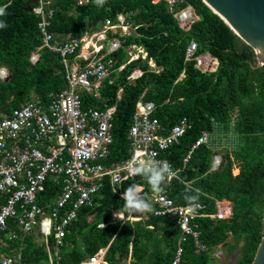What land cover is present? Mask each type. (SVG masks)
<instances>
[{
	"label": "trees",
	"instance_id": "1",
	"mask_svg": "<svg viewBox=\"0 0 264 264\" xmlns=\"http://www.w3.org/2000/svg\"><path fill=\"white\" fill-rule=\"evenodd\" d=\"M27 1L0 0V7L5 8L0 22L6 24L0 28V67H6L10 77L0 79L2 114L20 107L32 93L46 103L51 93L66 87L65 67L59 53L42 47L37 62L30 60L42 39L39 18L24 9ZM50 5L54 13L49 30L62 38L81 37L98 28L105 18L114 19L119 12L135 13L137 31L126 36L121 48L112 55L115 63L111 76L102 83L101 96L82 93L85 108L117 105L113 142L103 162L109 165L130 156L128 130L141 97L155 102L154 115L166 130L180 118H189L192 127L178 144L162 154L175 169H180L179 178L168 186V194L176 203H187L186 194L197 195V201L206 204L212 214L218 212L217 200L231 201L233 207L229 218L197 219L207 250H198L190 238L184 242L179 264H211L217 247L227 255L238 251L234 264H252L263 235L264 216V66H258L254 49L203 0H183L176 6V10L187 5L194 9L198 18L188 30L180 27L165 0H105L103 5L96 0L86 5H77L76 0H51ZM193 38L197 42L195 56L210 53L218 60L216 70L203 71L195 57L186 59ZM132 43L145 49L159 71L143 59L133 60L119 70L128 60L126 47ZM136 67L143 74L131 81L128 76ZM235 112V131L241 142L234 151L226 153L223 164L211 169L213 151L205 144L196 148L184 164L202 130L211 129L214 121L227 125ZM138 184L144 186L140 196L149 203L152 188L142 175L127 179L120 188L124 192ZM58 190L60 184L49 179L47 190L38 199L40 204L52 201ZM94 200L93 206L78 210L64 246L58 256H53L55 264H78L102 248H106L104 259L108 264H173L181 234L175 216L159 217L146 212L139 221L114 219L116 210L127 211L109 177ZM9 226H14L12 219ZM10 229L0 233V237ZM8 242V248L0 245V252L11 254L12 249L24 246L20 264H51L45 245L36 242L34 233Z\"/></svg>",
	"mask_w": 264,
	"mask_h": 264
},
{
	"label": "built area",
	"instance_id": "2",
	"mask_svg": "<svg viewBox=\"0 0 264 264\" xmlns=\"http://www.w3.org/2000/svg\"><path fill=\"white\" fill-rule=\"evenodd\" d=\"M89 1L76 0V4L86 5ZM165 1L179 25L184 30L190 29L198 18L193 7L187 5L176 10L183 0ZM50 4L51 0H38L33 5L32 11L39 18L42 45L31 53L30 60L32 63L37 62L42 47L59 53L65 67L66 87L51 93L46 103H42L39 97H32L11 113L0 116V233L10 228L9 220L12 219L14 226L7 232L8 237L20 238L19 233L22 234L21 238L33 233L43 237L42 243L46 245L50 263L55 264L53 256H58L64 246L78 210L94 205V196L102 188L106 177H109L114 191L121 196V183L138 176L135 169L151 160L160 167L168 166L174 173L171 177L165 174L159 191L151 190L149 193L152 206L149 213L159 217L171 215L177 219L181 234L173 264L181 262L185 251L184 242L190 238L198 250H207V245L201 241L197 219L229 218L232 214L231 203L217 200L216 214L209 213L206 204L199 201H196L194 211L188 203H176L168 194V186L173 179L179 178L180 169H175L171 161L162 156L164 151L178 144L192 127L189 118H180L166 130L154 115L155 102L141 97L128 130L130 156L108 165L103 159L109 155L113 142V119L117 105L104 109L83 107L82 93L101 96L102 83L111 76V67L115 63L112 55L121 48L126 36L136 33L138 26L133 20L135 13L119 12L114 19L105 18L98 28L86 31L81 37L67 36L60 39L58 34L49 30L54 13ZM196 50L197 42L193 38L187 47L186 59L195 57L199 68L210 71L205 69L217 59L210 53L195 56ZM126 51L128 60L119 66V70L133 60L143 59L159 71L154 59L148 57L142 46L132 43L126 47ZM142 74L143 70L136 67L128 79L133 81ZM7 76L8 69L1 68L0 79ZM122 90L121 87L118 98H121ZM236 119L235 112L227 125L214 121L211 129L202 130L184 158V164L196 148L205 144L213 151L211 169L219 168L225 160L223 152L234 151L240 145L241 137L235 131ZM49 179L60 184V190L52 201L42 205L38 199L47 190ZM136 186L141 195L144 186ZM143 214L116 210L113 217L121 222L139 221ZM216 249L222 250L217 247L213 252ZM105 253L106 248H102L78 264H106ZM21 260V249L16 255L0 253V264H19Z\"/></svg>",
	"mask_w": 264,
	"mask_h": 264
},
{
	"label": "water",
	"instance_id": "3",
	"mask_svg": "<svg viewBox=\"0 0 264 264\" xmlns=\"http://www.w3.org/2000/svg\"><path fill=\"white\" fill-rule=\"evenodd\" d=\"M203 1L254 49L259 60L258 66H264V0ZM37 2L38 0H28L24 9L32 11ZM262 221L263 235L252 264H264V216ZM215 222L218 223L217 220Z\"/></svg>",
	"mask_w": 264,
	"mask_h": 264
},
{
	"label": "clouds",
	"instance_id": "4",
	"mask_svg": "<svg viewBox=\"0 0 264 264\" xmlns=\"http://www.w3.org/2000/svg\"><path fill=\"white\" fill-rule=\"evenodd\" d=\"M105 0H96L98 5H103ZM5 15V8L0 7V16ZM6 24L0 22V28H5ZM7 69V68H6ZM136 174L142 175L147 179L153 191H159L160 184L165 180V174L167 177H171L174 173L168 166L160 167L154 161H148L146 164H142L140 167L135 169ZM150 173V176L148 175ZM121 198L125 201L124 208L129 214L133 213H145L152 211V206L148 203L145 198L139 195L137 186L133 185L126 189ZM190 208L194 211L196 201L198 200L197 195H185Z\"/></svg>",
	"mask_w": 264,
	"mask_h": 264
},
{
	"label": "rangeland",
	"instance_id": "5",
	"mask_svg": "<svg viewBox=\"0 0 264 264\" xmlns=\"http://www.w3.org/2000/svg\"><path fill=\"white\" fill-rule=\"evenodd\" d=\"M196 18H197V16H196ZM60 39H62V37H60ZM204 54H206V53H204ZM256 60H257V63H258L259 60H258L257 56H256ZM216 67H217V60H216V62L214 64H212L211 66H209L205 70L214 71L216 69ZM2 115H5V114L0 113V116H2ZM227 152H229V151L225 150L223 153L226 155ZM222 201L224 203H226V204L232 203L231 201H228V200H222ZM231 215L232 214H230V216ZM4 238L7 239V236H4ZM35 239L37 240L36 242H38V243H42L44 241V238L41 237V236H38V235H35ZM13 254H14V251H13ZM238 254H239V252L235 251L233 254L227 255V253H226V251L224 249H222V250L221 249H216L213 252L214 261H212L211 264H234L236 259H237V257H238ZM215 255H218V256H215Z\"/></svg>",
	"mask_w": 264,
	"mask_h": 264
},
{
	"label": "crops",
	"instance_id": "6",
	"mask_svg": "<svg viewBox=\"0 0 264 264\" xmlns=\"http://www.w3.org/2000/svg\"><path fill=\"white\" fill-rule=\"evenodd\" d=\"M1 68H6V67H4V66H2V67H0V69ZM8 77H9V70H8V76H7V78H5V79H1V80H6V79H8ZM32 97H38L35 93H32L31 94V97L30 98H32ZM10 229V228H9ZM5 236H7V239L5 240V238L4 237H0L1 238V241H0V245H2V246H4V247H6V248H8L9 246H10V243L8 242L9 240H13V239H10L9 237H8V235H7V233H6V235ZM21 238V237H20ZM37 241V240H36ZM4 242V243H3ZM5 242L7 243L6 245H4L5 244ZM44 244V243H43ZM45 245V244H44ZM23 245H21L20 247H17V248H14V249H12V252H11V254H9V253H6V252H4V251H1L0 253H6V254H9V255H16L17 254V251H20V249H21V254H22V250H23ZM45 249H46V245H45ZM13 251H14V254H13ZM22 261V260H21ZM21 263V262H20ZM19 263V264H20ZM106 264H108L107 262H106Z\"/></svg>",
	"mask_w": 264,
	"mask_h": 264
},
{
	"label": "bare ground",
	"instance_id": "7",
	"mask_svg": "<svg viewBox=\"0 0 264 264\" xmlns=\"http://www.w3.org/2000/svg\"><path fill=\"white\" fill-rule=\"evenodd\" d=\"M261 53H263V52H261ZM206 59H207V57H206ZM224 208V207H223ZM226 212H228V209L226 210Z\"/></svg>",
	"mask_w": 264,
	"mask_h": 264
},
{
	"label": "flooded vegetation",
	"instance_id": "8",
	"mask_svg": "<svg viewBox=\"0 0 264 264\" xmlns=\"http://www.w3.org/2000/svg\"><path fill=\"white\" fill-rule=\"evenodd\" d=\"M238 256H239V254H238ZM238 258V257H237Z\"/></svg>",
	"mask_w": 264,
	"mask_h": 264
}]
</instances>
